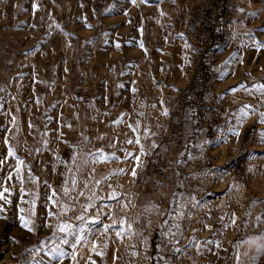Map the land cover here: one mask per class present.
Instances as JSON below:
<instances>
[{"label": "rangeland", "instance_id": "1", "mask_svg": "<svg viewBox=\"0 0 264 264\" xmlns=\"http://www.w3.org/2000/svg\"><path fill=\"white\" fill-rule=\"evenodd\" d=\"M188 1L197 2L117 0L112 4L107 0L110 7L102 20L103 30L99 36L103 43L97 63L93 70L86 69L89 78L96 82L90 81L87 88L79 92L76 107L69 109L63 85L72 66L76 65L68 55L70 35H59L57 19L64 17L58 14L61 8L52 12L46 0H2L0 28L4 31L1 41L9 43L18 55L9 64L17 79L10 83L0 79V159L5 161L0 165V191L9 187L11 191L5 196L12 201L9 204L0 199V204L4 205V211L0 213V264H25L29 260L25 249L31 245L40 247L39 242L52 231L41 227L32 233L20 225L19 209L24 208L27 215L29 205L20 200V184L14 171L16 160L7 155L9 146L24 161L25 187L39 193L38 217H46L49 208L57 211L56 206L46 204L45 194H50L51 186L63 195L61 186L69 178V172L61 161L71 166L74 151L78 153V165L82 159H88L77 173L78 187L73 195L78 196L80 190L85 193L80 196L77 207L87 203V197L92 195L95 207L88 209L89 213L95 214L98 208H103L105 214L100 221H85L84 235L88 242L78 246V264H93V261L95 264H159L161 260L154 254L156 246L173 251L169 238L161 235V224L165 220L169 221L165 232L173 224L179 225L182 235L176 237V247L183 249L180 256L187 264H224V254H232L230 260L228 256V263L235 264L233 255L241 237L264 238V117L261 116L264 94L252 87L264 84V48L253 46L255 41L264 43V0H249L245 13L237 14L233 37L221 44L217 55L208 61L218 72V78L209 79L200 87L192 85L191 104L177 112L176 116L189 113L195 118L197 127L207 128L200 140L211 143L203 149L198 147L201 141L197 142L195 150L191 146L196 153L194 156L186 154L187 149H183L185 145H181V141L169 143L170 136L173 134L175 140L182 130V119L177 128H170L174 119L171 110L175 105V93L190 85L188 72L194 69L192 46L185 47L189 41L182 33L189 18L185 6ZM33 3L38 7L33 9ZM253 12L257 14L250 15ZM178 33H182L183 38ZM186 58L190 62H186ZM171 65L175 68L171 69ZM242 84L244 88L240 87ZM232 87L237 89L235 93L229 90ZM244 106L251 108L238 124L240 109ZM204 117L209 121H203ZM118 119L119 123H113ZM214 122H219L217 129ZM253 123L258 125L259 132L245 163L248 176L235 177L227 167L224 172L214 167L225 160L230 164L242 133ZM236 127L239 136L229 134L227 142L220 143L219 137L227 134L229 128ZM136 137L140 144L135 143ZM159 139L163 143V152H173L171 157L161 156ZM141 144L144 153L140 152ZM171 146L178 149L171 151ZM98 149L115 153V156L93 162L86 154ZM126 152H131L132 156L125 159ZM136 156L140 157L139 164ZM117 168L127 171L114 173ZM133 168L136 176H132ZM29 169L37 181H28ZM10 171L12 178L8 179ZM72 171L76 173L77 169L73 167ZM85 180L89 181L87 188L84 187ZM96 181H100L99 185ZM149 184L178 185L180 193L156 194L162 195L160 205L140 203L136 188ZM113 188L122 193L118 201L107 199ZM27 199L29 196L25 193V201ZM122 204H127V208L122 209ZM108 205L114 210L111 217ZM178 212L184 213L182 218H176ZM233 214L235 224L229 222ZM65 215L71 216L72 212ZM257 216L262 217L259 224ZM121 217L133 225L132 234L125 232L122 237H117L114 228L101 231L103 223H111L113 218L117 220L118 228ZM37 223L42 224L43 219H37ZM172 230L176 231L175 228ZM76 235L73 233L69 244L62 247L71 251ZM193 236L201 242L199 249L195 242L191 247L187 246ZM12 237L18 243H14ZM144 237H147V244ZM93 240L96 251L91 249ZM208 240H219L221 246L206 245ZM247 249L252 256L244 258L243 264H264V249L254 245ZM101 251L103 256L98 254ZM37 259L40 264H56L45 252L38 254ZM62 264H73V261L67 257Z\"/></svg>", "mask_w": 264, "mask_h": 264}, {"label": "snow or ice", "instance_id": "2", "mask_svg": "<svg viewBox=\"0 0 264 264\" xmlns=\"http://www.w3.org/2000/svg\"><path fill=\"white\" fill-rule=\"evenodd\" d=\"M132 3H136V0H131ZM144 2H147V0H144ZM33 9L37 8L38 5L36 3H33L32 5ZM126 11V10H125ZM240 11H243V9H240ZM163 14V13H162ZM257 13L253 12L250 13V15L255 16ZM89 27H91V25H88ZM178 35L183 38V34L182 33H178ZM118 46V45H117ZM141 47H143V44L141 43L140 45ZM253 46L257 47V48H264V43H261L260 41H255L253 42ZM185 47H191V45L189 43H185ZM186 62H190L187 60L186 58ZM241 88H244L245 86L242 84L240 85ZM253 88H258L262 94H264V84H254L252 86ZM231 92L235 93L236 92V88L232 87L229 89ZM248 90V89H245ZM136 89H133V92H135ZM162 103V101H161ZM153 107H155V105H153ZM251 106H244L240 109V117L238 120V124L240 122H242V120L244 119V117H246L249 113ZM168 110L165 108L164 109V114L167 115ZM123 115V114H122ZM261 116L264 117V113H261ZM119 119L117 121H113V123H119ZM137 125H139V121L136 122ZM69 127H71V125H69ZM129 127H131V125H129ZM134 131L136 129H133ZM17 131H19V129H17ZM145 135H148V129H144ZM234 135L236 137L239 136V131H238V127L236 128H229L228 129V133L227 134H222L221 137H219V141L220 143H225L227 142V138L228 135ZM85 139H87V137H85ZM131 143V141H129ZM5 143L8 144V140L7 138H5ZM45 143H47L45 141ZM135 143L140 144V139L139 137H136L135 139ZM211 141L208 140H204L201 141L200 144L198 145V147H200L201 149H203L206 145L210 144ZM153 147H155V141H153L152 144ZM140 152L144 153V146L143 144L140 145ZM203 154V153H201ZM7 155L9 157H15L16 163L14 166V171L16 173V179L19 181L20 184V188H19V193H20V200L21 202H25L29 205V208L27 210V215L25 214V209L24 208H20V216H19V223L20 225L28 230L29 232L35 233L39 228L44 227V228H51L52 231L50 233L49 236L45 237L44 239H42L39 243H40V247H38L37 245H31L29 248L25 249V252L29 254V260L25 262V264H40L39 259H37L38 254L45 252L47 253V255L49 257H51L52 261L56 262V264H62V262L67 258L70 257L71 260L73 261V264H78L77 262V250H78V246L87 243L88 242V237H86L84 235V227H85V221L86 220H90V221H100L101 217L105 214L104 209L103 208H98L97 211L95 212V214H90L88 209L95 207V205L93 204V196L89 195L87 197V203H82L79 204V206L77 207V203L79 202L80 196H84L85 193L83 190H80L79 195L78 196H74L73 193H75L77 191V187H78V180H77V173L80 171L81 169V165L83 164H87L89 161L88 159H82L81 160V164L78 165L77 162V157H78V153L76 151L73 152L72 155V161H71V166H69L66 162L61 161L62 163H65V166L68 168V172H69V178L67 180H65L64 184L61 186V192H62V196H60L57 193V190L54 187H50V194L46 193V204H51L56 206L57 211H52L51 208H49L47 210L46 213V217H38L36 214V205H37V200L39 199V193L38 191L31 189V188H26L25 187V178L22 175V165L24 164V161L22 158H20L19 156L16 155L15 150L13 149V147L9 146L7 149ZM86 156L88 158H91L93 160V162L97 161V160H107L110 159L112 157L115 156V153H104L102 149H98L96 150L95 153H88L86 154ZM128 156H132L131 152H126V156L125 159H127ZM135 159L137 160L138 164L140 162V157L136 156ZM5 163L4 160L0 159V165H3ZM229 161L225 160L223 161V163L221 165H217L214 167H219L221 169V172H224L226 170V167L228 166ZM75 167L77 169V172L74 173L72 171V168ZM127 169L125 168H117L114 169L113 172L114 173H120L123 174L124 172H126ZM136 169L133 168L132 169V176H136ZM12 178V172L10 171L8 173V179ZM29 182H35L38 180L37 177L33 176L31 173V170L29 169L28 172V177H27ZM88 180L84 181V187L87 188L88 187ZM96 185H99L100 181H96L95 182ZM45 184L47 185V182H45ZM69 184L71 185V187H69ZM109 187L111 188V185H109ZM11 189L7 186L3 187V190L0 191V199H4L6 200L7 203L11 204V199L8 196H5V193H10ZM25 193H27V195L29 196V199H27L25 201ZM122 196V193L116 191L114 188L109 192L107 199L110 201H118V198ZM97 199H99V197H96ZM194 199V198H193ZM173 203H175V201H172ZM253 203H256V201H253ZM108 213L111 216L114 215V210L112 208L111 205L106 206ZM122 209H126L127 208V204H122L121 205ZM150 207H157L156 205H150ZM4 211V205L0 204V213H2ZM69 211L72 212L71 216H66L65 214L68 213ZM161 215H163V213H161ZM172 214L169 213V216H171ZM184 215L183 212H178L176 214V218H182ZM6 218V217H5ZM37 219H43V223L42 224H38L37 223ZM52 219H55V223H52ZM137 219H139V217H137ZM262 220V217L257 216L256 218V222L257 224H259ZM236 221V217L235 214H233V216L231 217V220L229 221L232 224H235ZM77 222H79V227H77ZM169 221L165 220L162 224H161V235L162 236H167L169 238V243L173 245V252L175 254H180L181 252H183V249L176 247V237L178 235H182V233L179 230V225L178 224H173L172 228H175L176 231L174 232L172 230V228H169V230L167 232L164 231V228L168 227ZM117 225V220L116 219H111V223H103L102 229L101 231L103 232H107L110 228H114L115 229V235L117 237H122L125 232H127L128 234H132V232L134 231L133 229V225L129 222H127L126 218L121 217L119 219V227H116ZM208 227H210V225H206ZM225 227H227V223H225L224 225ZM195 231V230H194ZM91 232V230H90ZM73 233H77V235L75 236V242L71 243V251L66 250L64 247H62V245H67L69 244V237L73 235ZM140 235H142V233H140ZM264 235V234H262ZM13 240L14 243H18V241H16L15 237L11 238ZM144 243L147 244V237L143 238ZM193 242H195V246L197 247V249L200 248L201 246V242L199 240H197V238L195 236H193L189 242L188 245L189 247L192 246ZM215 243V246L217 248H219L221 246L220 241L216 240V241H212V240H208L206 242L207 244H212ZM247 243L250 246H255L257 249H264V238L261 237H250L249 240L247 241ZM205 245V246H206ZM107 245H105L106 247ZM159 245L157 246L158 248V252H157V259L158 260H163V264H170V261L168 258L166 257H161L159 256ZM91 249L92 251H96V241H91ZM99 255L103 256L104 252L101 251L98 253ZM245 256L249 255L248 251L244 252ZM89 259H91V257L89 256ZM93 264H95V261H93ZM236 264H242L241 260H240V253L237 252L236 253Z\"/></svg>", "mask_w": 264, "mask_h": 264}, {"label": "built area", "instance_id": "3", "mask_svg": "<svg viewBox=\"0 0 264 264\" xmlns=\"http://www.w3.org/2000/svg\"><path fill=\"white\" fill-rule=\"evenodd\" d=\"M109 2L115 4L117 0H109ZM185 6L189 17L188 19L194 21L192 28L186 26L182 30V33H184L193 48L194 71L190 78V85L180 88L175 93V105L171 110L172 119L176 117L179 109L191 104L190 90L192 85H198L197 87H200L205 85L209 79L216 80L218 78V72L210 67L208 61L211 57L217 55V48L221 44L233 37L235 23L238 20V3L235 0L188 1L185 3ZM1 9L2 0H0V15ZM76 22L77 17L71 16L66 20L65 25L72 28ZM70 39L74 41L76 40V36L70 35ZM102 43V36L87 39L83 42L85 52L83 62L87 70L91 71L95 68ZM72 63L76 65L78 64V60H73ZM0 79L5 83H10L17 79L13 68L1 58ZM91 81L92 83L96 82L95 80ZM63 92L68 102V108L72 109L74 105V92L71 90L70 83L67 80L63 85ZM170 95L172 96V93ZM208 111L209 113L212 112L210 109H207ZM203 121L208 122L209 119L204 117ZM258 132V125L253 123L242 133L236 151V157L227 166L229 173L233 176L239 178L248 176L245 163L251 152V145L256 140Z\"/></svg>", "mask_w": 264, "mask_h": 264}, {"label": "crops", "instance_id": "4", "mask_svg": "<svg viewBox=\"0 0 264 264\" xmlns=\"http://www.w3.org/2000/svg\"><path fill=\"white\" fill-rule=\"evenodd\" d=\"M50 7L52 12L57 10V8H61L58 14L64 15V17L58 18V22L60 24V34L63 35V33H68L69 35L76 36V40L72 41L70 39L69 51L68 55L71 57V61L78 60V64L76 66H72V69L68 75V80L70 83L71 90L74 92V103L78 99L79 92H82L87 88L88 83L91 81L89 78L90 75L88 72H86L85 64H84V48H83V42L87 39H91L94 37H99L100 33L103 30V22L104 20V13L109 9L110 4H108L107 0H82L80 2H77V0H46ZM238 3V13L244 12L246 10V7H248V2H251L249 0H235ZM245 4V5H244ZM109 6V7H108ZM240 9H243V11H240ZM183 14H184V8H182ZM71 16L77 17L76 24L70 28L65 25V22L67 19H69ZM88 25H91L89 27ZM185 25L189 28H192L194 26V21H190L187 19L185 21ZM3 29L0 28V58L5 60L7 63H13V61L17 57V53H15V50L11 48V45L9 43L5 44L2 40V33ZM192 48V47H191ZM193 52V48L191 49ZM191 54L189 53V56ZM172 68H175L174 65H171ZM170 66V67H171ZM194 71V69H193ZM193 71L188 72V77L191 78ZM85 78V79H84ZM82 87V88H79ZM76 103L73 105V107H76ZM181 117V118H180ZM179 119H182V130L180 131L179 136L175 137V140H173V134L170 136L171 141L169 140V143L173 145V142L177 144L179 142L181 145H185L183 149H187V155L188 156H194L196 153L195 151H192L191 146H193L195 150V145H197V142L201 141L200 138L204 136V133H207V128L201 130L200 127H197V123L195 122V118L190 115L189 113H186L184 115H178L176 116L172 122H171V129L176 128L179 123ZM215 128L217 129L219 126V122H214ZM160 145L159 151H161V156H172L173 152L171 154H167L166 152H163V143L159 139L158 141ZM166 147V146H165ZM189 147V148H188ZM176 148L177 146H171V151ZM169 149V150H170ZM189 149V150H188ZM168 150V147H166V151ZM136 192L138 193V199L140 203L143 204H150L154 203L157 205H160V200L162 199V195H156L158 193L164 194V193H180L179 189L180 186L178 185H156V184H149V185H143L136 188ZM156 205V206H157ZM250 237H256L253 235H248L241 237L238 240V244L236 245V249L234 251V258H235V264H236V253H240V260L243 264V259L248 258L249 256H252V252L250 253L247 249L248 246H250L247 241ZM149 240L150 237L148 238ZM153 245H150V252H152ZM253 247V246H252ZM248 251L249 255L245 256L244 252ZM158 248L154 249V254L157 256ZM232 254H230L231 256ZM159 256L166 257L169 259L170 264H187L186 261L180 256V254H173V251L168 248H164L161 246L159 248ZM228 256L227 254H224V264H231L228 263ZM229 256V260H230ZM248 262V259H247ZM158 263V261H157ZM159 264H163V260L159 262ZM202 264V262H200Z\"/></svg>", "mask_w": 264, "mask_h": 264}, {"label": "bare ground", "instance_id": "5", "mask_svg": "<svg viewBox=\"0 0 264 264\" xmlns=\"http://www.w3.org/2000/svg\"><path fill=\"white\" fill-rule=\"evenodd\" d=\"M235 157H236V153L234 154V157H232V158H231V161H232V160H234V159H235Z\"/></svg>", "mask_w": 264, "mask_h": 264}]
</instances>
